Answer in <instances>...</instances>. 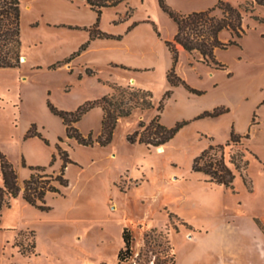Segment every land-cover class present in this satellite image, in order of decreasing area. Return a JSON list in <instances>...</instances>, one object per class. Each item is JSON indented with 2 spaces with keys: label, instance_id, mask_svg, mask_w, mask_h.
<instances>
[{
  "label": "rangeland",
  "instance_id": "rangeland-1",
  "mask_svg": "<svg viewBox=\"0 0 264 264\" xmlns=\"http://www.w3.org/2000/svg\"><path fill=\"white\" fill-rule=\"evenodd\" d=\"M226 1L239 7L252 0ZM165 2L191 13L218 0ZM243 27L241 37L220 32L223 41H236L216 49L222 67L177 45L175 72L186 84L172 85L167 41L177 24L159 0H124L103 8L100 17L86 0H21L24 58L19 67L0 68V151L22 191L33 167L59 172L63 150L72 162L65 168L68 185L45 197L49 209L22 194L2 209L0 264H171L173 254L175 264H264V243L258 244V222L264 224V5L244 14ZM115 84L151 92L154 107L119 118L108 144L68 137L50 104L74 111ZM220 107L228 110L198 117ZM158 114L168 127L188 123L161 148L128 139L140 121ZM102 118L95 106L75 125L97 139ZM232 132L249 138L226 146L235 174L234 187L227 188L193 164ZM232 156L247 162L246 169L239 170ZM125 227L133 256L121 263Z\"/></svg>",
  "mask_w": 264,
  "mask_h": 264
},
{
  "label": "trees",
  "instance_id": "trees-1",
  "mask_svg": "<svg viewBox=\"0 0 264 264\" xmlns=\"http://www.w3.org/2000/svg\"><path fill=\"white\" fill-rule=\"evenodd\" d=\"M87 3L96 9L99 13L105 7L115 6L124 0H86ZM162 9L169 13L177 24V32L174 39L167 41L170 50L173 53V66L168 72V80L172 85L185 83L175 72V66L178 61L177 45L189 53L198 52L202 56L203 62L222 67L223 64L218 61L215 51L217 48H226L236 43L235 40L228 42L220 38V32L224 29L230 30L237 37H241L245 32L243 27L244 14L251 11L254 5H264V0H252L245 5L234 7L226 0H218L217 4L207 10L194 11L191 13H180L173 10L165 0H159ZM220 9V15L214 13ZM100 35H106L101 32ZM22 54L21 41V0H0V68L19 67ZM91 73V71H89ZM190 90L201 92L195 88ZM170 94V91L167 92ZM100 106L103 110L102 130L97 139L90 133L84 136L75 125L82 116L91 108ZM51 110L62 117L66 125L67 136L75 138L79 143L84 145H93L98 142L101 145L108 144L119 118L130 116L137 108L142 110L154 107L151 92L134 86L113 85V91L98 100L87 102L74 111L59 110L50 104ZM163 104L158 106L162 110ZM227 108H216L214 111H206L198 117L217 116L226 112ZM188 121L178 122L173 127L164 125L160 120V114L153 117L148 123L140 121L139 129L128 136L131 142L145 143L151 146L161 147L170 141L176 133ZM29 135H32L29 131ZM249 134L239 135L232 132L230 139L224 145H211L205 149L194 160L193 169L197 172H203L208 176V180L217 184L233 188L235 174L226 161V146L232 143L243 144ZM63 165L59 172H47L45 166L33 167L34 172L29 179L24 181L22 191L19 182L18 173L13 164L0 151V171L3 185L0 186V222L2 209L10 206L11 199H15L22 194L23 199L33 206L40 209H49L45 204V197L49 192H59V186H67L69 181L65 177V168L68 163L72 162L69 153L62 151ZM231 161L236 163L239 170H245L247 162L240 160L238 162L234 157ZM244 173V172H243ZM245 183L251 188V182L248 176L243 174ZM260 221L258 224L260 225ZM264 229V228H263ZM155 231V230H152ZM124 246L118 254V259L122 263L128 261L133 256L132 242L133 237L128 227L123 230ZM171 264H175L174 254L171 257Z\"/></svg>",
  "mask_w": 264,
  "mask_h": 264
},
{
  "label": "crops",
  "instance_id": "crops-1",
  "mask_svg": "<svg viewBox=\"0 0 264 264\" xmlns=\"http://www.w3.org/2000/svg\"><path fill=\"white\" fill-rule=\"evenodd\" d=\"M206 7H201V8H197L196 11H203L205 10ZM179 47L183 48L181 45H178ZM161 148V147H160ZM264 223V221H263ZM262 224L260 223V225L258 226V230H259V235H258V244L261 246L262 243H264V224L261 226ZM260 258H262V260L264 261V253H262L261 251V247H260Z\"/></svg>",
  "mask_w": 264,
  "mask_h": 264
},
{
  "label": "water",
  "instance_id": "water-1",
  "mask_svg": "<svg viewBox=\"0 0 264 264\" xmlns=\"http://www.w3.org/2000/svg\"><path fill=\"white\" fill-rule=\"evenodd\" d=\"M24 58V57H23Z\"/></svg>",
  "mask_w": 264,
  "mask_h": 264
}]
</instances>
